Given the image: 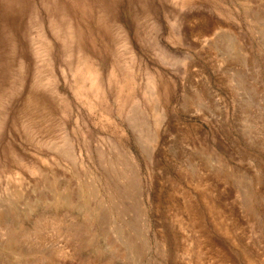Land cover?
<instances>
[{
  "label": "rangeland",
  "instance_id": "1",
  "mask_svg": "<svg viewBox=\"0 0 264 264\" xmlns=\"http://www.w3.org/2000/svg\"><path fill=\"white\" fill-rule=\"evenodd\" d=\"M0 264H264V0H0Z\"/></svg>",
  "mask_w": 264,
  "mask_h": 264
},
{
  "label": "bare ground",
  "instance_id": "2",
  "mask_svg": "<svg viewBox=\"0 0 264 264\" xmlns=\"http://www.w3.org/2000/svg\"><path fill=\"white\" fill-rule=\"evenodd\" d=\"M123 157H124V156H123ZM126 157H127V156H126ZM126 159H127V158H126ZM121 160H122V159H121ZM124 160H125V158H124ZM127 160H128V159H127ZM122 161H123V160H122ZM124 164L126 165V163H124ZM127 165H128V164H127ZM128 166H129V165H128ZM124 168H125V167H124ZM131 169H132V168H131ZM131 169H128V168H127L128 171H131ZM132 171H133V170H132ZM133 172H134V171H133ZM135 173H136V172H135ZM127 174H129V173H127ZM132 174H134V173H132ZM129 175L131 176V174H129ZM129 175H128V176H129ZM130 176H129V177H130ZM135 178H136V177H134V176L132 175V178H131V179L133 180V179H135ZM129 180H130V179H129ZM128 182H129V185H130V182H131V181H128ZM132 183H136V182H134V180H133ZM136 185H137V184H136ZM136 185H135V187H136ZM133 187H134V186L131 184V192H132V190H134ZM126 190H128V189H126ZM131 192H129V193H131ZM127 193H128V192H127ZM133 193H134V191H133ZM129 196H130V194H129ZM131 198H132V197H131ZM132 200H133V199H132ZM128 201H130V200H128ZM134 201H135V200H134ZM125 202H126V201H125ZM130 202H131V201H130ZM137 203H138V202H137ZM126 204H127V203H126ZM133 205H134V204H133ZM133 207H134V206H133ZM126 214H127V213H126ZM133 216H134V215H133ZM134 217H135V216H134ZM136 217H137V216H136Z\"/></svg>",
  "mask_w": 264,
  "mask_h": 264
}]
</instances>
